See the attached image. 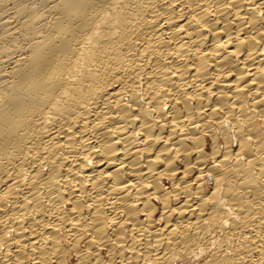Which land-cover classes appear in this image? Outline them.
<instances>
[{"label": "bare ground", "instance_id": "6f19581e", "mask_svg": "<svg viewBox=\"0 0 264 264\" xmlns=\"http://www.w3.org/2000/svg\"><path fill=\"white\" fill-rule=\"evenodd\" d=\"M176 261L264 264V0H0V264Z\"/></svg>", "mask_w": 264, "mask_h": 264}, {"label": "rangeland", "instance_id": "374dc122", "mask_svg": "<svg viewBox=\"0 0 264 264\" xmlns=\"http://www.w3.org/2000/svg\"><path fill=\"white\" fill-rule=\"evenodd\" d=\"M179 261H180V260H179ZM179 261H176V262H170V263H171V264H180V263H178ZM185 264H190V262L185 263ZM191 264H194L193 261L191 262Z\"/></svg>", "mask_w": 264, "mask_h": 264}]
</instances>
